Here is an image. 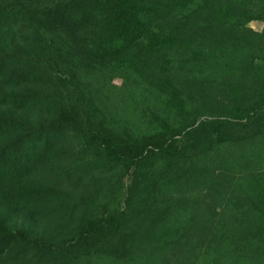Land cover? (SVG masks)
Returning a JSON list of instances; mask_svg holds the SVG:
<instances>
[{"label": "trees", "instance_id": "1", "mask_svg": "<svg viewBox=\"0 0 264 264\" xmlns=\"http://www.w3.org/2000/svg\"><path fill=\"white\" fill-rule=\"evenodd\" d=\"M0 264H264V0H0Z\"/></svg>", "mask_w": 264, "mask_h": 264}, {"label": "rangeland", "instance_id": "2", "mask_svg": "<svg viewBox=\"0 0 264 264\" xmlns=\"http://www.w3.org/2000/svg\"><path fill=\"white\" fill-rule=\"evenodd\" d=\"M250 27L255 30V31H260L262 29V25L260 23H251L250 24ZM121 80L120 79H116L114 80L113 84L116 86V87H120L121 86Z\"/></svg>", "mask_w": 264, "mask_h": 264}]
</instances>
